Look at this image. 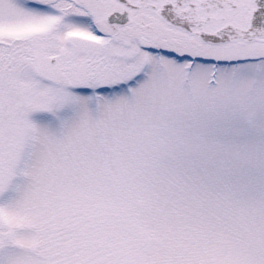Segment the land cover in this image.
Segmentation results:
<instances>
[{"label": "rangeland", "instance_id": "374dc122", "mask_svg": "<svg viewBox=\"0 0 264 264\" xmlns=\"http://www.w3.org/2000/svg\"><path fill=\"white\" fill-rule=\"evenodd\" d=\"M66 5L0 0V264H264V39Z\"/></svg>", "mask_w": 264, "mask_h": 264}, {"label": "flooded vegetation", "instance_id": "af4514ba", "mask_svg": "<svg viewBox=\"0 0 264 264\" xmlns=\"http://www.w3.org/2000/svg\"><path fill=\"white\" fill-rule=\"evenodd\" d=\"M67 10L76 7L82 12L83 26L97 30L96 23L86 16L91 9L94 18H100L103 10L104 21L112 30L134 26L142 30L141 40H146L147 31L155 30L161 33L188 35L197 46H220L231 41H214L210 35L234 26L246 29L256 10V0H61ZM72 5V6H71ZM97 9V10H96ZM91 14V13H90ZM85 18V19H84ZM97 19V20H98ZM92 29V30H93ZM263 40V39H258ZM243 43H249L239 40ZM199 43V44H198ZM139 46L146 51L145 44ZM141 50V49H140ZM142 51V50H141ZM162 51V50H161ZM163 50L162 52H165ZM161 53V52H159ZM169 53V52H166ZM165 53V54H166ZM200 60L201 58H196ZM56 57L51 58L55 62Z\"/></svg>", "mask_w": 264, "mask_h": 264}, {"label": "water", "instance_id": "95a60500", "mask_svg": "<svg viewBox=\"0 0 264 264\" xmlns=\"http://www.w3.org/2000/svg\"><path fill=\"white\" fill-rule=\"evenodd\" d=\"M210 36L214 41H254L258 38H264V0H256V10L252 15L251 23L248 28L241 29L228 26L222 31Z\"/></svg>", "mask_w": 264, "mask_h": 264}, {"label": "trees", "instance_id": "16d2710c", "mask_svg": "<svg viewBox=\"0 0 264 264\" xmlns=\"http://www.w3.org/2000/svg\"><path fill=\"white\" fill-rule=\"evenodd\" d=\"M202 199V198H201ZM112 244H114V242H112Z\"/></svg>", "mask_w": 264, "mask_h": 264}]
</instances>
